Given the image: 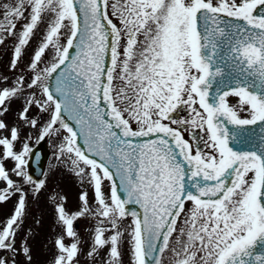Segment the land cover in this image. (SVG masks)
Wrapping results in <instances>:
<instances>
[{"label": "snow or ice", "instance_id": "snow-or-ice-1", "mask_svg": "<svg viewBox=\"0 0 264 264\" xmlns=\"http://www.w3.org/2000/svg\"><path fill=\"white\" fill-rule=\"evenodd\" d=\"M5 45L0 264H33L57 169L46 264H264V0H3Z\"/></svg>", "mask_w": 264, "mask_h": 264}, {"label": "rangeland", "instance_id": "rangeland-1", "mask_svg": "<svg viewBox=\"0 0 264 264\" xmlns=\"http://www.w3.org/2000/svg\"><path fill=\"white\" fill-rule=\"evenodd\" d=\"M3 2V0H0ZM10 45L0 46V73L7 74L6 65L10 59L9 52L7 48ZM20 102L13 101L10 104L9 111L6 115L0 117L5 121L11 123L15 119L16 110L19 107ZM37 110L32 109L29 115L35 114ZM7 135V133H4ZM48 143V137H46ZM34 144V141H30ZM49 146V156L46 162V168L49 165V158L52 156L54 149ZM10 164V161L5 162L7 167ZM81 187L75 177L67 173L62 169L54 170L47 174V187L38 195L37 199L31 200L29 202V217L26 219V224H33L32 216L34 215L37 219L41 220V225L37 229V234L32 242L33 245V264H46L48 256V248L51 245L48 243V240L52 234V202L48 199L49 196L53 194L56 195H65L66 196V210L74 211L77 210L78 204V193L81 191ZM89 198L91 199V192H89ZM12 208V201L9 200L7 203L0 204V219L3 218V214H8ZM74 227L77 229L78 234L83 235V229L87 227V222L83 218H78L74 222Z\"/></svg>", "mask_w": 264, "mask_h": 264}, {"label": "water", "instance_id": "water-1", "mask_svg": "<svg viewBox=\"0 0 264 264\" xmlns=\"http://www.w3.org/2000/svg\"><path fill=\"white\" fill-rule=\"evenodd\" d=\"M35 151L40 152V154H41L40 155V159H39L37 164L33 165L31 163V160H34L36 158H35V156L31 157L30 165H29V171H30V173L33 174V176L37 177L38 175H40V171L42 169V164H43V161H44V158H45V149L43 148V146H40V147L36 148Z\"/></svg>", "mask_w": 264, "mask_h": 264}]
</instances>
